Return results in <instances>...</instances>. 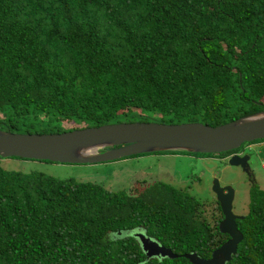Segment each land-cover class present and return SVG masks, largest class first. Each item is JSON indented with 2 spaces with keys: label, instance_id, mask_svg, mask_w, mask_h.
I'll return each mask as SVG.
<instances>
[{
  "label": "trees",
  "instance_id": "1",
  "mask_svg": "<svg viewBox=\"0 0 264 264\" xmlns=\"http://www.w3.org/2000/svg\"><path fill=\"white\" fill-rule=\"evenodd\" d=\"M263 108L264 0H0L1 130L216 126ZM258 142L153 153L251 159L247 146ZM1 158L0 264H192L183 254L209 258L228 238L217 202L211 225L204 200L163 181L111 191L9 170ZM249 181L247 212L236 219L242 239L225 264H264V188L252 172ZM137 232L177 256L147 258Z\"/></svg>",
  "mask_w": 264,
  "mask_h": 264
},
{
  "label": "water",
  "instance_id": "2",
  "mask_svg": "<svg viewBox=\"0 0 264 264\" xmlns=\"http://www.w3.org/2000/svg\"><path fill=\"white\" fill-rule=\"evenodd\" d=\"M264 138V108L240 116L229 122L210 126L201 122H116L99 126H86L58 133H17L0 129V157H21L59 163L92 164L158 151L189 153H221L237 149L242 143ZM248 155H232L230 165L246 171ZM212 191L219 203L222 220L218 224L228 239L211 252L209 258L196 253H185L192 264H225L236 253L242 233L236 219L243 218L233 212L234 188L221 186L212 180ZM135 235L141 242L146 257L177 256L169 248L147 237Z\"/></svg>",
  "mask_w": 264,
  "mask_h": 264
},
{
  "label": "rangeland",
  "instance_id": "3",
  "mask_svg": "<svg viewBox=\"0 0 264 264\" xmlns=\"http://www.w3.org/2000/svg\"><path fill=\"white\" fill-rule=\"evenodd\" d=\"M60 125L64 128L75 126L73 122L66 121L60 122ZM250 146L253 148L250 151L252 157L249 161L250 168L255 181L261 188H264V167H262L264 159L261 160L264 158V152L261 150L264 149V143L258 142ZM217 158L196 157L183 153H147L92 164L56 163L16 158H1V164L9 170L25 172L37 170L60 179L72 178L78 182L98 183L111 191L129 190L137 182L149 184L153 181H163L182 190L185 189L199 197L200 200H204L206 203L203 215L209 218L210 224L213 225L215 218L219 216L216 197L211 189L213 177L218 178L221 185L227 184L235 188L233 211L236 214H246L250 187L247 172Z\"/></svg>",
  "mask_w": 264,
  "mask_h": 264
},
{
  "label": "clouds",
  "instance_id": "4",
  "mask_svg": "<svg viewBox=\"0 0 264 264\" xmlns=\"http://www.w3.org/2000/svg\"><path fill=\"white\" fill-rule=\"evenodd\" d=\"M262 110V109H261ZM259 111V110H258ZM257 112V111H256ZM254 113V112H253ZM251 114V113H250ZM247 115V114H246ZM244 116V115H243ZM219 125V124H218ZM84 127H86V126H84ZM76 129V128H75ZM72 130V129H71ZM242 145V144H241ZM251 144H248V148L250 149V148H252V146H250ZM234 154H236V155H239V156H244V155H248V154H238V153H233V154H230L229 156H226V157H222V158H220V159H222V160H225V161H223V162H228V159L230 158V156H232V155H234ZM249 156V155H248ZM218 159V158H217ZM114 161V160H113ZM250 156H249V159L247 160V166H246V171H244V172H247V177H248V179H249V175L251 174V172L250 171H248V170H250L251 168H250ZM263 163H264V161H263ZM237 167H239V166H237ZM262 167H264V166H262ZM214 178H216V177H213V179ZM212 179V180H213ZM218 179V178H217ZM249 181V180H248ZM221 185V184H220ZM227 184H224V185H221V186H226ZM231 186V185H230ZM212 189V188H211ZM213 192V191H212ZM214 193V192H213ZM214 195H215V193H214ZM215 197H216V195H215ZM234 198H235V188H234ZM234 198H233V200H234ZM216 202L218 203V201H217V199H216ZM219 204V203H218ZM232 205H233V201H232ZM233 207V206H232ZM220 211H221V209H220ZM234 212V211H233ZM222 214V213H221ZM239 215H245V214H239ZM223 218V217H222ZM222 220V219H221ZM220 220V221H221ZM219 221V222H220ZM219 224V223H218ZM228 236V235H227ZM228 239V238H227ZM224 243V242H223Z\"/></svg>",
  "mask_w": 264,
  "mask_h": 264
},
{
  "label": "flooded vegetation",
  "instance_id": "5",
  "mask_svg": "<svg viewBox=\"0 0 264 264\" xmlns=\"http://www.w3.org/2000/svg\"><path fill=\"white\" fill-rule=\"evenodd\" d=\"M235 194H236V190H235Z\"/></svg>",
  "mask_w": 264,
  "mask_h": 264
},
{
  "label": "bare ground",
  "instance_id": "6",
  "mask_svg": "<svg viewBox=\"0 0 264 264\" xmlns=\"http://www.w3.org/2000/svg\"><path fill=\"white\" fill-rule=\"evenodd\" d=\"M262 140V139H261Z\"/></svg>",
  "mask_w": 264,
  "mask_h": 264
}]
</instances>
